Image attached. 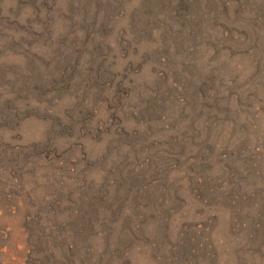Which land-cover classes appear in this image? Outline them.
<instances>
[{
	"label": "rangeland",
	"instance_id": "obj_1",
	"mask_svg": "<svg viewBox=\"0 0 264 264\" xmlns=\"http://www.w3.org/2000/svg\"><path fill=\"white\" fill-rule=\"evenodd\" d=\"M0 264H264V0H0Z\"/></svg>",
	"mask_w": 264,
	"mask_h": 264
}]
</instances>
